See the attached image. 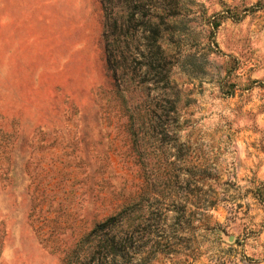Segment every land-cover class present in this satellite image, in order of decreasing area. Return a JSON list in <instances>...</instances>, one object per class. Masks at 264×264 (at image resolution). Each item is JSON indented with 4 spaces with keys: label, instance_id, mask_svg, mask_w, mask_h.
<instances>
[{
    "label": "rangeland",
    "instance_id": "374dc122",
    "mask_svg": "<svg viewBox=\"0 0 264 264\" xmlns=\"http://www.w3.org/2000/svg\"><path fill=\"white\" fill-rule=\"evenodd\" d=\"M114 13L119 33L99 0H0V264H64L142 168L146 264H264V0Z\"/></svg>",
    "mask_w": 264,
    "mask_h": 264
},
{
    "label": "trees",
    "instance_id": "16d2710c",
    "mask_svg": "<svg viewBox=\"0 0 264 264\" xmlns=\"http://www.w3.org/2000/svg\"><path fill=\"white\" fill-rule=\"evenodd\" d=\"M99 1L104 10V23L116 29V33L125 29L124 22L129 20V17L122 20L121 14L116 16L114 13L108 22L107 9L113 10L118 2L121 3L122 9H125L130 7L132 0ZM118 57L119 55L111 52L105 56L108 70L114 80L121 73L119 69L117 72L118 65L113 64ZM141 171L143 181L133 196L113 212L93 222L91 227L69 247L64 255V264H129L131 258L136 259L137 264L147 263L153 245L151 233L163 219V212L157 204L162 191H155L149 173L143 168ZM210 202L200 204L208 206Z\"/></svg>",
    "mask_w": 264,
    "mask_h": 264
}]
</instances>
